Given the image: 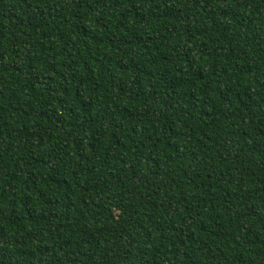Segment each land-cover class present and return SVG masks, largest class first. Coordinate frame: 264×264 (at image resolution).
Wrapping results in <instances>:
<instances>
[{
    "label": "trees",
    "instance_id": "1",
    "mask_svg": "<svg viewBox=\"0 0 264 264\" xmlns=\"http://www.w3.org/2000/svg\"><path fill=\"white\" fill-rule=\"evenodd\" d=\"M0 264H264V0H0Z\"/></svg>",
    "mask_w": 264,
    "mask_h": 264
}]
</instances>
